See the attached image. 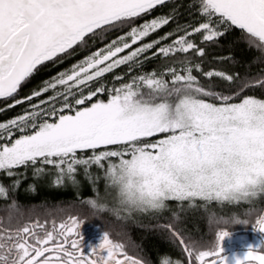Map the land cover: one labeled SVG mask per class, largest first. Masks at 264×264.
<instances>
[{
  "label": "snow or ice",
  "instance_id": "1",
  "mask_svg": "<svg viewBox=\"0 0 264 264\" xmlns=\"http://www.w3.org/2000/svg\"><path fill=\"white\" fill-rule=\"evenodd\" d=\"M169 2L0 0V101L5 102L0 113L27 104L21 114L0 122V172L16 177L11 186L0 182V198L19 188L28 168L42 178L49 174L45 166H51L53 183L63 186L66 181L78 184L82 167L96 196L101 178L106 191L116 192L114 207L90 197V208L118 218L126 213L125 220L133 212L161 214L169 201L180 208L187 201L192 208L199 200L205 209L213 202L246 204L248 212L254 211L264 196V99L244 93L264 89V75L206 71L203 64L206 47L218 44L233 28L264 52V0H195L202 22L177 23L141 43L172 22L175 10L136 21ZM197 34L199 44L193 39ZM153 49L151 57L145 55ZM80 52L87 54L19 97L41 70ZM157 56L165 62L160 71L131 76L119 86L108 87L103 80L121 66L131 71ZM215 59L236 63L231 55ZM213 78L226 82L225 90H214ZM114 80L124 81V76ZM105 93L106 100L101 98ZM93 166L100 175L91 173ZM21 167L25 172L16 171ZM10 207L15 215L9 214L7 224L0 221V264H144L107 232L86 253L83 221L77 216L50 227L38 220L21 224L16 217L23 212L14 199ZM174 217L156 227L182 246L188 264H229L223 248L229 232L218 231L215 247L200 250L196 242H185L175 226L179 216ZM220 222L228 220L219 217ZM253 227L264 231V207ZM262 249L264 245L249 247L234 264H264ZM163 264L182 262L164 259Z\"/></svg>",
  "mask_w": 264,
  "mask_h": 264
},
{
  "label": "trees",
  "instance_id": "2",
  "mask_svg": "<svg viewBox=\"0 0 264 264\" xmlns=\"http://www.w3.org/2000/svg\"><path fill=\"white\" fill-rule=\"evenodd\" d=\"M190 4L192 7H189ZM198 7L195 0H170L169 3L158 6L150 14L137 20L136 23L140 24L161 15H168L170 12H173V10H175V19L156 33L145 38V41L141 43L149 42L164 35L173 30L177 23L198 24L202 22L203 18L199 15ZM193 39H195L196 43H200L199 34ZM169 42L170 41H164V43ZM154 51L155 49L145 55L151 57V53ZM86 54L87 52H80L76 56L65 60L63 64L57 66L49 65L46 69L41 70L30 82L21 88L19 97L29 95L32 89L37 88L44 80L51 78L59 71L69 67L72 63L81 59ZM228 55H231L236 63L230 64L227 61L217 62L215 59L216 57ZM205 59L206 62L203 64V68L206 71L216 69L225 70L229 73L237 72L241 77L246 75L249 77L264 75V52L249 46L243 39L241 31L235 28L226 33L225 37L221 38L218 44H211L206 47ZM164 63L165 62L157 56L145 60L141 67L133 68L131 71H129L127 65H124L115 69L113 73L106 74L103 80L108 87H112L113 84L119 86L120 83L128 81L131 76L151 72L152 70H162ZM195 74L199 75V73ZM116 75H123L124 81H115L114 76ZM201 80L205 86L208 85L209 81L207 79L202 77ZM212 83L215 85L214 90L216 91L225 90L226 88V82L221 81L219 78H213ZM50 94L51 93L45 94V97ZM244 95H252L264 99V89H249ZM101 98L106 100L107 94L105 93ZM8 102L10 103L11 101ZM4 106L5 102L0 101V107ZM25 107H27V104L18 105L4 113H0V122L7 121L21 114ZM88 154L89 153H85V156ZM45 167L49 174L44 175L42 178L34 177L32 168H28L26 171L27 178H22L19 188L14 193L10 191L8 198H0V221L7 224L9 214L12 213L15 215L13 209L10 207L13 199L16 201L17 207L23 212L22 216L16 217L21 224L29 219L33 220L35 215L36 217H41L42 220L45 218L48 220L55 219L56 221H54L56 223L65 220L69 215L77 216L85 223L86 227H92L99 231L107 232L113 240L122 242L125 245L127 253L138 259H142L144 264H163L164 259H168L172 262L180 260L182 264H188L186 253L183 252L182 246H180L178 242L174 243L169 239V233L167 231L156 227L157 223L165 224L173 221L175 218L174 213L179 216V220L176 222L175 226L182 229L185 242L191 243L194 241L198 249L204 250L214 248L216 244V234L221 228L227 229L230 227V209L239 213L244 211V215L246 214L244 217L248 219V224H241V227H245V231H247L254 228L253 224L255 223L256 216L261 207H264V196H261L257 200L254 211L252 212L247 211L249 206L246 204L234 206L229 204L218 205L213 202L205 209L201 207L204 202L199 200L196 201V207L192 208L188 206V202H184L183 208H180L177 206L178 202L169 201V208L161 214H142L133 212L132 217L125 220L122 217L125 216L126 213H121V218H118L109 211H94L87 204L88 198L95 197L98 201L110 207L115 206L114 203H107L105 200L106 198L103 196L105 187L103 178L99 179L95 185L99 190V195L96 196L93 190L94 185L85 177L82 167L78 169L76 175L78 184L66 181L63 186H56L53 183L55 169L51 168V166ZM16 171L25 172V169L21 167ZM90 171L96 175L101 174V170L96 166H93ZM15 179L16 177H7L6 174L0 172V182H2L4 186H11ZM30 185L34 186V191L29 190ZM213 213H215V216L212 215ZM219 217L226 218L228 223H216V219ZM210 220L211 223H209ZM13 223H15V219ZM233 226L236 227V224ZM230 229L231 228L227 230ZM236 231L237 230H234L233 233H241Z\"/></svg>",
  "mask_w": 264,
  "mask_h": 264
},
{
  "label": "rangeland",
  "instance_id": "3",
  "mask_svg": "<svg viewBox=\"0 0 264 264\" xmlns=\"http://www.w3.org/2000/svg\"><path fill=\"white\" fill-rule=\"evenodd\" d=\"M103 196H104V198H106L105 200L107 203L116 204V192H115V190L109 189L106 191V188L104 187V195ZM186 203H187V201H186ZM225 204H227V203H225ZM234 206H237V205H234ZM230 210L231 211H229V212H230L231 220H232L234 215H235V217H239L240 219L245 218L244 216L246 214L244 215V211L239 213L233 209H230ZM245 219L248 220L247 218H245ZM37 220L40 223H44L45 221H47L48 226L50 227L51 223L55 219H49L48 220L45 218L42 220L41 217H36V215H35L33 220L29 219L28 221H25L23 223L34 222ZM60 222H62V221H60ZM240 227H241V224H236V227H234L230 221V227L229 228H231V229L228 231L231 233V235L226 237L223 241L224 255L229 253V252L238 251V250H248L249 247H257L260 245H264V231H257L255 228H253L252 230L245 231V227H241V228ZM229 228H227V229H229ZM234 230H237L241 233H233ZM81 232H82V235L84 238V243H90L91 244L90 248L98 246L101 243L103 235L105 234V232L99 231L98 229H94L92 227H90V228L86 227L84 222L81 226ZM109 237H110V235H109ZM110 239H112V238L110 237Z\"/></svg>",
  "mask_w": 264,
  "mask_h": 264
},
{
  "label": "water",
  "instance_id": "4",
  "mask_svg": "<svg viewBox=\"0 0 264 264\" xmlns=\"http://www.w3.org/2000/svg\"><path fill=\"white\" fill-rule=\"evenodd\" d=\"M248 250H238V251H233V252H229L227 254H225V256L228 257V260H229V264H234V258L236 256H239V257H243L246 253H247Z\"/></svg>",
  "mask_w": 264,
  "mask_h": 264
},
{
  "label": "clouds",
  "instance_id": "5",
  "mask_svg": "<svg viewBox=\"0 0 264 264\" xmlns=\"http://www.w3.org/2000/svg\"><path fill=\"white\" fill-rule=\"evenodd\" d=\"M248 222L246 221H242L239 217H233L231 220V224L235 225V224H247ZM257 228H259V224L255 225ZM220 231H227L229 232L227 229L225 228H221ZM231 235V233L229 232V236Z\"/></svg>",
  "mask_w": 264,
  "mask_h": 264
},
{
  "label": "flooded vegetation",
  "instance_id": "6",
  "mask_svg": "<svg viewBox=\"0 0 264 264\" xmlns=\"http://www.w3.org/2000/svg\"><path fill=\"white\" fill-rule=\"evenodd\" d=\"M90 245H91L90 243H84V251L86 253L91 251L92 248H90Z\"/></svg>",
  "mask_w": 264,
  "mask_h": 264
}]
</instances>
